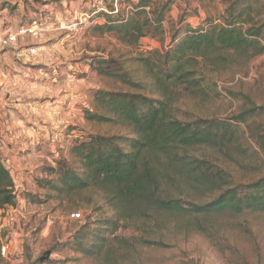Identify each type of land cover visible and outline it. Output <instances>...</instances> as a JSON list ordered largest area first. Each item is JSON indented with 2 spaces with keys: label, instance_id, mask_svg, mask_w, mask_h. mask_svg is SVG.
Segmentation results:
<instances>
[{
  "label": "trees",
  "instance_id": "obj_1",
  "mask_svg": "<svg viewBox=\"0 0 264 264\" xmlns=\"http://www.w3.org/2000/svg\"><path fill=\"white\" fill-rule=\"evenodd\" d=\"M151 6L140 0L127 16L101 13L105 23L93 31L114 35L127 47H138L146 38L163 42L170 2ZM263 7L248 2L229 12L223 24L210 22L198 29L182 28L179 21L163 50L123 61L91 58L99 76L123 87L97 91L95 109L85 112L89 125L106 132L93 131L77 141L70 161L57 160L56 167L47 168L50 178L37 180L60 200L101 214L98 232L88 226L75 234L71 245L77 252L101 264L107 259L134 264L130 257L120 263L119 256L132 250L137 260V244L165 247L166 241L187 234L211 236L208 218L264 213V174L239 182L208 156L218 153L239 163L253 144L264 154V135L253 121L264 116V107L249 102L248 109L227 118L186 108L189 101L213 95L209 72L228 68L234 59L249 61L264 54ZM129 63L138 67L126 69ZM16 205L12 176L0 162V211ZM121 231L128 236L116 235Z\"/></svg>",
  "mask_w": 264,
  "mask_h": 264
},
{
  "label": "rangeland",
  "instance_id": "obj_2",
  "mask_svg": "<svg viewBox=\"0 0 264 264\" xmlns=\"http://www.w3.org/2000/svg\"><path fill=\"white\" fill-rule=\"evenodd\" d=\"M60 1L45 0L44 4L40 0L35 5L43 9V21L52 15L44 8L47 4L62 17L63 26L76 16L75 21L81 24L78 33L62 41L64 30L61 29L56 32L61 33L58 38L42 44L40 37L25 38V46L18 51L12 50L8 60L29 59L41 64L0 75V114H5V120L0 119V135L2 132L3 137L7 132L15 133L17 142L10 147L5 142L3 146L2 141L0 149V152L8 150L15 158L11 163L16 167L10 169L17 201L12 210L6 209L14 218L10 225L0 216V264L102 263L82 255L71 245L78 231L86 230L88 226L93 234L99 231L101 214L69 204L62 197L60 200L54 192H48L37 183L39 179L50 178L47 168L56 167L57 160H71L70 150L77 141L87 139L93 131L106 132L102 126L89 125L85 112L95 109L93 99L97 91H119L123 87L99 76L90 66L91 58L110 56L123 61L145 55L149 50H163L168 47L173 30L180 25L192 29L202 25L207 27L210 22L219 25L228 18L229 12L239 11L248 2L254 6L259 2L264 6V0H147L152 9L170 2L165 23L168 36L163 42L146 38L138 47H127L114 35L100 36L93 28L105 23L101 13L127 16L136 11L140 0H65V5ZM30 2L32 0H21L23 10H20V5L14 1L0 0V8L5 10L0 21H12L14 30L30 25L44 28L39 21V11ZM109 7L114 11L109 12ZM179 21L182 22L180 25ZM50 22L55 24L54 19ZM31 47L35 48L34 55L21 54L20 50ZM47 48L51 51H46ZM137 67L136 63L126 64L129 70ZM210 74L213 95L210 99L189 101L186 108L191 112L227 118L248 109L249 102L264 107V54L249 61L234 59L228 68ZM253 121L259 134L264 135V116ZM9 125L14 129L7 131ZM41 126L50 129L48 138L46 135L45 138L37 134L32 136V132ZM126 134V131L120 133ZM36 135L37 140L34 139ZM23 140L27 143L24 147L21 145ZM252 148L245 156L238 157L239 163L237 159L225 158L218 153H208V156L226 169L234 180L245 182L264 174V154L254 144ZM72 213H80L81 218L70 219ZM205 226L213 232L211 236L187 234L166 241L165 247L137 244V260L136 253L132 254L131 250L129 256H119V261L127 263L130 257L134 264H264V213L214 216L207 219ZM128 234L121 231L116 235ZM111 260L107 259L106 264H112Z\"/></svg>",
  "mask_w": 264,
  "mask_h": 264
},
{
  "label": "crops",
  "instance_id": "obj_3",
  "mask_svg": "<svg viewBox=\"0 0 264 264\" xmlns=\"http://www.w3.org/2000/svg\"><path fill=\"white\" fill-rule=\"evenodd\" d=\"M14 1L15 3H17L18 5H20V2L21 0H12ZM40 0H32L31 5L37 10L39 11V18L41 21V23L43 24V27L42 28V34L40 36V39H39V43L42 44V43H45L46 41L48 40H52L53 38H58V35H60L61 33H63V39L62 41H64L65 39H68L71 36H75L77 32L76 29H71L69 26L71 23L75 22V20L77 19V17H73V19L70 21H68V24L66 26H63L62 23H64V21L62 20V17H60L57 13V11H54L53 12V9L52 8H49L47 5H45V9H47L46 11H49V13H51L52 15H50V17H46V19H44L43 21V15L41 14L43 12V9L39 8L38 5L36 6L35 4H38ZM44 1V4H46L45 0H42ZM62 1V4H66V1L65 0H61ZM60 1V2H61ZM38 2V3H37ZM20 10H23L22 9V6L20 5ZM4 9L3 8H0V15L2 13H4ZM52 16V17H51ZM51 19H54L55 20V24L51 23L50 20ZM58 25L60 26V29L58 28ZM14 23L11 21H7V22H3V21H0V29H9V30H14ZM44 29V30H43ZM64 30V32H61V33H56L57 31H60V30ZM68 29V30H67ZM42 39V40H41ZM25 46V43L21 42L18 47L16 48L15 51H18L19 49L23 48ZM50 50V48L46 49V51ZM14 51V50H13ZM21 51V54L24 55L26 54L27 56L29 55L27 53V50H20ZM51 51V50H50ZM12 50L10 51H5L3 53H1L0 55V75H4V74H7L8 71L10 72L11 70L12 71H15V70H18V69H21V68H25V69H30L32 66H36V65H40L41 62L37 61V60H29V59H17L18 61H11V60H8V57L11 55ZM17 55V57H19V54H17V52L15 53ZM15 54H12L15 55ZM29 57V56H28ZM20 58V57H19ZM1 78V77H0ZM1 81V80H0ZM56 102V101H55ZM0 119L3 121L5 120V114H0ZM55 122V120H53ZM9 124V123H8ZM59 125V123H57ZM52 124L53 126H57ZM54 127V128H55ZM59 127V126H57ZM12 129V126H8L7 128V131H11ZM50 129H48V127H39L37 129V131H33L32 132V136L37 134L39 137L41 138H45V135L47 137L48 135V132H49ZM53 130V129H52ZM3 133V132H2ZM1 133L0 135V139L3 141V146H4V142L6 145L12 147L13 145H16L17 142H16V134L15 133H9L7 132V134L5 133L6 136H2L3 134ZM37 135L34 137H31V139H38L37 138ZM48 138V137H47ZM28 139L30 140V137H28ZM24 141V142H23ZM21 143L22 147H24L27 143H25V140H23ZM29 142V141H28ZM32 143V142H30ZM12 145V146H11ZM15 147V146H14ZM7 149V148H6ZM0 156L2 158V161L5 163L7 169L9 170L11 176L13 177V174H12V171L11 169H15L16 165L15 164H12L14 163L15 161V158L11 156V154L9 153L8 150H4L2 149L1 152H0ZM12 162V163H11ZM12 165V167H11ZM11 168V169H10Z\"/></svg>",
  "mask_w": 264,
  "mask_h": 264
},
{
  "label": "built area",
  "instance_id": "obj_4",
  "mask_svg": "<svg viewBox=\"0 0 264 264\" xmlns=\"http://www.w3.org/2000/svg\"><path fill=\"white\" fill-rule=\"evenodd\" d=\"M81 24L77 23L76 21L70 24L71 29L78 30L79 26ZM68 30V29H67ZM42 34V29L35 26H25V27H19L16 30H9V29H0V52L1 51H10V50H16L18 45L23 42V40L27 37L30 38H39ZM27 53L29 55L35 54V48L31 47L27 50ZM2 146V140L0 139V149ZM14 207H9L10 210H12ZM6 210V209H5ZM2 210V214L0 216H3V221L6 223H9V225L14 221V218L11 214H7L10 210ZM81 218L80 213H72L70 214V219L72 220H79ZM3 252H5V248L2 249Z\"/></svg>",
  "mask_w": 264,
  "mask_h": 264
},
{
  "label": "water",
  "instance_id": "obj_5",
  "mask_svg": "<svg viewBox=\"0 0 264 264\" xmlns=\"http://www.w3.org/2000/svg\"><path fill=\"white\" fill-rule=\"evenodd\" d=\"M0 162H3L1 157H0Z\"/></svg>",
  "mask_w": 264,
  "mask_h": 264
}]
</instances>
